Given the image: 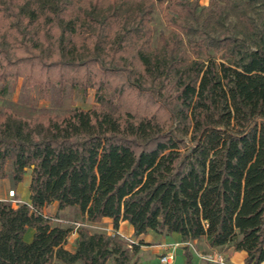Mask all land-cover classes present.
<instances>
[{"label": "trees", "instance_id": "16d2710c", "mask_svg": "<svg viewBox=\"0 0 264 264\" xmlns=\"http://www.w3.org/2000/svg\"><path fill=\"white\" fill-rule=\"evenodd\" d=\"M243 5L258 18L220 30ZM21 77L57 104L92 88L95 104L3 98L0 178L16 186L30 170L31 202L0 199V264H131L140 244L118 232L80 225L65 247L73 227L44 212L55 201L136 235L179 233L185 264L202 237L262 263L264 0H0V81Z\"/></svg>", "mask_w": 264, "mask_h": 264}, {"label": "crops", "instance_id": "0c3cea01", "mask_svg": "<svg viewBox=\"0 0 264 264\" xmlns=\"http://www.w3.org/2000/svg\"><path fill=\"white\" fill-rule=\"evenodd\" d=\"M26 179L28 181V184L30 185V179H31L30 170L24 176V180ZM11 189H14L15 194L17 193V195H19V199L21 200L20 202H27V203L31 202L30 191H28L26 195L22 194V196H20V194L18 193L19 192L18 188L11 185V181L9 178H0V199L12 200V197L9 195V191ZM12 202L14 205L18 204L13 200ZM65 209L59 210L58 202L55 201L50 205L46 206L44 208V212L46 214H50L53 216V221H52L53 224L70 226L64 224L63 221L65 220L57 215V213L63 212L65 211ZM85 221L87 225L95 228L94 230H91L92 232L98 231L109 234H114L115 232H118L128 242L139 243L140 244L139 249L137 253L134 255L131 264H134L135 261H137V264H169L161 261V256L166 250L162 245V243H167L170 245V243L172 242H178V243H176L177 245L174 246L170 245L169 247L170 249H173L174 252L176 253L175 260L170 264L186 263L184 245L179 244L182 241V238L179 233L175 232L170 235H167L155 231H149L147 233H141L140 235H136L134 233V228L132 224L128 220L122 219L120 221L119 227L115 228L113 224V218L107 216L98 222H92L86 219ZM78 223L79 222H77V224ZM72 227H73V231L69 235L67 242L65 243V247H67L70 250H75L76 238L78 236V232L76 230V226H72ZM27 231L29 232V235L31 234L32 235L29 236V238H26L25 236V239L31 240L33 238L35 229L33 227H29ZM191 242L193 243L191 246V251L193 255L194 264H220L218 262H212L203 258L204 255L214 252L223 253L233 264H247L246 258L248 253L245 250H237L234 249L233 246H228V245L224 247H212L207 243L205 237L195 239ZM195 245H197V247H195ZM261 264H264V260L262 261Z\"/></svg>", "mask_w": 264, "mask_h": 264}, {"label": "rangeland", "instance_id": "374dc122", "mask_svg": "<svg viewBox=\"0 0 264 264\" xmlns=\"http://www.w3.org/2000/svg\"><path fill=\"white\" fill-rule=\"evenodd\" d=\"M200 2L204 5H207L209 4L210 0H200ZM260 10H261V7L259 5H256L253 8L247 5L246 6L243 5L242 7L238 6L236 9L231 10L229 14L224 16V18L222 19V23L219 26V29L220 30L229 29L232 32H236L239 30V27H240L239 13L248 12L253 17L258 18ZM152 23L155 25L157 33L159 31L169 32L170 30L165 25V22L161 15V9L158 6H155V11L153 12V22ZM239 35L243 36L241 32ZM23 81H24L23 77L19 78L16 81L13 78H9L6 85H3V82L0 81V108H1L2 100L5 97L11 98L13 100H17L20 102H28V103L34 102L39 107H51V106L60 105L61 107L67 108L72 105H77L83 108H90L92 105L95 104V90L92 88H89L87 92H84V90L81 87H76L74 90H71L70 87H66L64 89L65 94H62V96L65 95L61 100L62 103L57 104L59 102V94L54 89L50 91L49 97H45L43 96L38 86L34 88H26L24 86ZM14 187L18 188V191H19L18 193L20 194V196H22V194L26 195L27 192L30 191L27 179L26 180L23 179L21 182L16 184V186ZM11 197H12V200H14V199L19 198V195H17L16 193L14 196H11ZM57 215L65 220L63 221V223L66 225H70V226L72 225L76 227L80 225H85L90 230L95 229L87 225L85 218L81 215L78 209L66 208L65 211L57 213ZM77 222L79 223L77 224ZM31 235H29L28 231L25 234L26 238H29V236ZM176 243L178 242H172L170 243V245L174 246L176 245ZM179 244L184 245L185 242L182 240ZM192 244L193 243L190 242V246H192ZM197 245H195V247H197ZM174 260H175V257L170 263H172ZM134 264H137V261H135Z\"/></svg>", "mask_w": 264, "mask_h": 264}, {"label": "built area", "instance_id": "2783aa9c", "mask_svg": "<svg viewBox=\"0 0 264 264\" xmlns=\"http://www.w3.org/2000/svg\"><path fill=\"white\" fill-rule=\"evenodd\" d=\"M9 195L10 196H14L15 195V190L11 189L9 191ZM13 201L15 202H20L21 200L19 198L14 199ZM162 245L164 246V248L166 249L165 252L162 254L161 256V261L164 263H170L173 258L175 257V252L173 249H170V245L167 243H162ZM177 245V244H176ZM203 258L212 261V262H218L220 264H233L228 258L227 256H225L223 253L220 252H214V253H209L203 256Z\"/></svg>", "mask_w": 264, "mask_h": 264}]
</instances>
